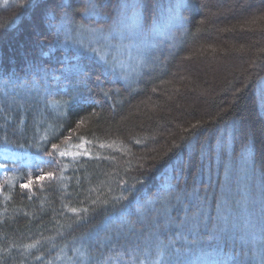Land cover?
Segmentation results:
<instances>
[{
	"label": "trees",
	"instance_id": "16d2710c",
	"mask_svg": "<svg viewBox=\"0 0 264 264\" xmlns=\"http://www.w3.org/2000/svg\"><path fill=\"white\" fill-rule=\"evenodd\" d=\"M88 3L0 0V264H264V0Z\"/></svg>",
	"mask_w": 264,
	"mask_h": 264
},
{
	"label": "rangeland",
	"instance_id": "374dc122",
	"mask_svg": "<svg viewBox=\"0 0 264 264\" xmlns=\"http://www.w3.org/2000/svg\"><path fill=\"white\" fill-rule=\"evenodd\" d=\"M133 46V44H130ZM136 52H140V47L134 49ZM54 113L55 112L54 110ZM43 114V113H42ZM42 122H44L42 120ZM46 124V123H44ZM47 126H49L50 130L52 129V125L47 123ZM44 140V139H43ZM75 148H78L79 145L73 144ZM80 151V150H78ZM5 160H13V162L22 161L26 165H33L35 164V161L42 162L44 161V157L42 156H30V155H23L17 152H8V151H0V176H4L10 169V166L5 163ZM73 247V246H72ZM75 253L79 254L80 256L83 255V252H81L80 249H78L76 246L74 247ZM48 260L47 264H71V259H68L65 252H56L52 258H46Z\"/></svg>",
	"mask_w": 264,
	"mask_h": 264
},
{
	"label": "snow or ice",
	"instance_id": "6c2138e0",
	"mask_svg": "<svg viewBox=\"0 0 264 264\" xmlns=\"http://www.w3.org/2000/svg\"><path fill=\"white\" fill-rule=\"evenodd\" d=\"M128 5H125V7H127ZM133 7H135V5H133ZM79 11L81 13H84L85 15H90L92 14L94 11H95V5L93 3H91V0H89V3L88 5L85 7V8H82V9H79ZM53 20L55 19V17L52 18ZM71 23V20L67 17V15H65V17L62 18V23L59 25L60 28H64L66 27L68 24ZM81 27H83V25H81ZM54 149L57 148V145H53L52 146ZM66 153H61V155H65ZM49 156H51L52 154L49 153L48 154ZM49 177H51L52 173H48L47 174ZM45 177L44 176H38L37 179L39 180H43ZM30 184H25V185H22V187H29ZM75 211V210H73Z\"/></svg>",
	"mask_w": 264,
	"mask_h": 264
}]
</instances>
